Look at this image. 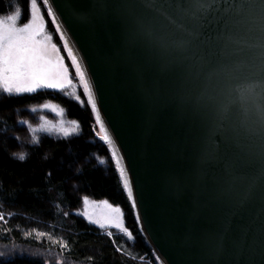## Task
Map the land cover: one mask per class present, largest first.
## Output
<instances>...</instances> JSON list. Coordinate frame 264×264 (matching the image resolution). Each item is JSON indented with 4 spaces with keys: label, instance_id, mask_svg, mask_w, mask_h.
<instances>
[{
    "label": "snow or ice",
    "instance_id": "1",
    "mask_svg": "<svg viewBox=\"0 0 264 264\" xmlns=\"http://www.w3.org/2000/svg\"><path fill=\"white\" fill-rule=\"evenodd\" d=\"M43 7L57 25L99 125L97 135L113 148L112 159L123 188L131 207L137 209L133 185L98 110L86 69L68 46L53 3L43 0ZM93 9L114 19L130 56L142 50L154 54L156 73L172 77L177 111L201 117L192 168L168 179L174 187L191 192L194 216L206 206L202 197L223 209L220 227L206 240L211 264H221L229 256L233 264H264V0H98ZM20 17L19 7L0 16V89L20 94L71 85L68 68L45 32L37 0H31V19L18 25ZM142 85L146 96L162 86L147 74L142 76ZM40 119L44 121V117ZM39 130L55 131L63 137L75 131L48 121ZM15 155L25 159L23 152ZM83 203V216L92 224L131 236L120 207L103 201L107 211L93 219L87 211V197ZM107 235L112 237L113 233ZM196 239L191 233L187 237L189 243ZM67 247L61 244L60 252ZM257 247L258 260L253 255ZM5 255L0 252V257ZM43 264L66 262L57 255L54 261L44 260Z\"/></svg>",
    "mask_w": 264,
    "mask_h": 264
},
{
    "label": "trees",
    "instance_id": "2",
    "mask_svg": "<svg viewBox=\"0 0 264 264\" xmlns=\"http://www.w3.org/2000/svg\"><path fill=\"white\" fill-rule=\"evenodd\" d=\"M30 5L31 0H0V16L19 7L26 21ZM46 103L55 105L73 125L75 131L68 137L55 131L31 137L19 132L27 126L20 123L24 112ZM94 125L85 95L72 88L0 100V252L6 254L0 264H43L54 254L66 264H164L145 237ZM21 152L23 161L15 155ZM84 197L120 207L131 236L111 230L109 237L107 230L78 214ZM36 232L50 234L55 241ZM61 244L68 245L63 253Z\"/></svg>",
    "mask_w": 264,
    "mask_h": 264
},
{
    "label": "water",
    "instance_id": "3",
    "mask_svg": "<svg viewBox=\"0 0 264 264\" xmlns=\"http://www.w3.org/2000/svg\"><path fill=\"white\" fill-rule=\"evenodd\" d=\"M50 2L86 69L98 109L133 185L138 203L134 210L148 242L164 264H211L206 240L220 227L223 209L202 197L206 206L194 216L191 192L174 187L168 179L192 168L201 117L177 111L171 75L156 73L155 56L147 50L129 55L114 19L94 11L98 0ZM146 74L162 85L150 96L142 85ZM190 233L197 238L192 243L187 240ZM258 254L257 247L253 254L257 260ZM221 264L233 260L225 257Z\"/></svg>",
    "mask_w": 264,
    "mask_h": 264
},
{
    "label": "rangeland",
    "instance_id": "4",
    "mask_svg": "<svg viewBox=\"0 0 264 264\" xmlns=\"http://www.w3.org/2000/svg\"><path fill=\"white\" fill-rule=\"evenodd\" d=\"M37 4L40 7V13H41V15L44 18L45 32L49 36L52 37V43H54L57 46V49L59 50V55L63 58V62H64L65 67L68 68L69 79L72 81V84L71 85H66L63 89H47V88H42V89H37L36 92L37 91H59V90H64L66 88H72L76 92L77 91L82 92L85 95L86 100L88 102L87 94L84 93L83 86L80 83L79 78H78V76L75 73V68L72 66L71 57L69 56L68 52L64 48V41H62L60 39V33L56 31L57 25L56 24H53L52 23V17H49L47 15V9L45 7H43V0H37ZM30 19H31V5H30V13H29V16L26 19V21L23 20L20 17V19L18 20L17 23H18V25H20V24H23V23L27 22ZM58 23L61 26L62 31L64 32L65 39L68 41V46L72 49L73 55H75L76 58H77V60H78V62L81 63V60H80V58H79V56H78V54L76 52V49H75L73 43L71 42L69 36L65 32V30L62 27V25H61V23H60L59 20H58ZM86 78H87V76H86ZM22 94H29V93L6 94V93H3V90L2 89H0V100L8 97L9 95H22ZM43 105H49L50 107L44 108V107H41L42 106L41 105V106H38L37 108H34V109H36L35 112H32V113L31 112H27V111L24 112V114H23L24 117L20 119V123H23V122L25 123L26 122L25 124L27 126H26V128L24 126L18 128L19 132L23 136H25V137L30 136L31 137L32 135L35 136V135H38L39 133H42L43 131H40L39 129H40V126L44 123V121H48L50 123V125H57V126H59L60 124H63V126L66 127V128L74 129L73 128V125L67 123L64 120V118H63V112L61 110H59L55 105L48 104V103L43 104ZM89 106L91 108V105L90 104H89ZM40 117H44V121H42L40 119ZM94 118H95V114H94ZM33 129H36V131L33 132ZM72 132H74V131H70V134ZM94 132H95L96 136L99 138V136L97 135V133H99V125H97L96 122H95V125H94ZM99 140H100V138H99ZM102 142L109 148V151H110L111 157H112L113 148L109 147L104 141H102ZM115 151L117 153L116 148H115ZM117 156L119 157L118 153H117ZM113 162H114V164L116 166V161L114 159H113ZM120 162H121V160H120ZM121 164H122V162H121ZM117 171H118V173L120 175V172H119L118 169H117ZM122 184H123V182H122ZM88 200H89V205H88L87 211L92 215V218L93 219L97 218L98 216H101L103 213H105L107 211L105 205L102 203L103 201H93V200H91L89 198H88ZM84 211H85V206H84V203H83L82 206H81V209L78 211V214H80L83 218H85L87 221H89L88 218H86V217L83 216V212ZM121 219H122L123 224H124V216H123V212L122 211H121ZM94 225L97 226V227H99L98 224H94ZM105 230H107V232H109L111 230L120 231L118 229L111 228V227H106ZM37 233L38 232H36L35 234L37 235ZM45 236H47L48 239L52 238L54 240V238L50 234L45 233ZM39 237L41 238L42 236H39ZM55 257H57V254H54L53 256H49L48 258L50 259V261H54V258Z\"/></svg>",
    "mask_w": 264,
    "mask_h": 264
}]
</instances>
